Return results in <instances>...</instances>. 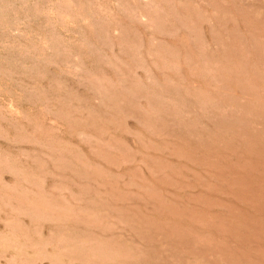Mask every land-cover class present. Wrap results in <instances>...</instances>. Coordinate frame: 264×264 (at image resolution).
Listing matches in <instances>:
<instances>
[{
  "label": "rangeland",
  "instance_id": "1",
  "mask_svg": "<svg viewBox=\"0 0 264 264\" xmlns=\"http://www.w3.org/2000/svg\"><path fill=\"white\" fill-rule=\"evenodd\" d=\"M0 264H264V0H0Z\"/></svg>",
  "mask_w": 264,
  "mask_h": 264
}]
</instances>
